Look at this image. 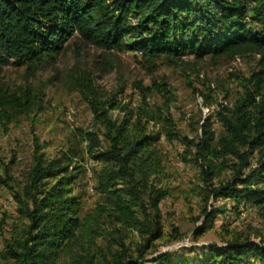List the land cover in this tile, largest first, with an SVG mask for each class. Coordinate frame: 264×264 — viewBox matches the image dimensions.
I'll return each mask as SVG.
<instances>
[{"label":"trees","instance_id":"1","mask_svg":"<svg viewBox=\"0 0 264 264\" xmlns=\"http://www.w3.org/2000/svg\"><path fill=\"white\" fill-rule=\"evenodd\" d=\"M75 39L105 51L140 53L147 62L165 58L177 63L189 54L196 59L259 55L262 63L264 0H0V71L6 65L26 66L34 76L35 67L53 62ZM252 81L256 94L249 92L232 109L221 104L219 133L206 118L200 133L185 139V154L200 168L205 202L196 234L220 212L213 206L220 198L264 209V69ZM77 82L91 94L89 103L106 129L108 145L97 132L81 131L82 148L70 139L67 152L49 159L36 142L27 182L15 197L19 217L0 250V264H144L147 250L163 237L160 203L168 191L161 182L168 174L160 140L176 135L163 107L148 101L158 86L136 82L143 100L134 110L129 104L121 107L117 96L102 100L84 78ZM41 100L29 84L11 88L0 81V127L8 131ZM113 110L124 112L123 118L113 119ZM86 155L98 164L93 172L98 199L82 215L72 183L84 171L75 161ZM226 170L230 179L215 184ZM209 249L208 258L160 253L148 261L264 260V238L235 239Z\"/></svg>","mask_w":264,"mask_h":264},{"label":"rangeland","instance_id":"2","mask_svg":"<svg viewBox=\"0 0 264 264\" xmlns=\"http://www.w3.org/2000/svg\"><path fill=\"white\" fill-rule=\"evenodd\" d=\"M131 20L136 22L134 17ZM75 42L53 62L35 67L34 76L26 66L6 65L0 71L1 83L11 88L29 84L34 94L42 98L38 107L20 117L17 123L10 124L8 131L0 127V250L11 238L19 217L15 197L27 182L36 142L49 159L67 152L70 139L82 148L81 131L97 132L104 145H108L106 129L96 121L89 103L91 94L77 82L79 78H84V85L90 86L102 100L117 96L121 107L129 104L134 110L143 100L135 88L136 82L141 81L145 86L156 84L162 89L158 91L156 87L148 95V101L163 107L176 137L161 136L160 146L168 174L161 182L168 191L160 203L163 237L147 250L144 264H154L148 260L160 253L208 258L213 245L222 246L235 239L262 241L264 209L244 201L236 204L229 198L213 202L220 212L202 233L196 234L203 225L198 217L205 202L200 189V168L185 154V139L196 137L200 133L199 124L206 118L212 121L217 133L221 131L218 115L221 104L232 109L249 92L256 94L258 87L250 79L264 69L261 57L196 59L186 54L177 63L165 58L147 62L133 51H105L79 39ZM260 93L264 94V85ZM110 114L113 119H122L125 113L113 110ZM153 126L150 124V128ZM84 158L75 161L78 160L84 171L72 183L73 194L82 202V215L89 212L98 199L93 177L98 164L88 155ZM230 177V170L223 171L214 183L218 185ZM251 264H264V260L252 258Z\"/></svg>","mask_w":264,"mask_h":264}]
</instances>
